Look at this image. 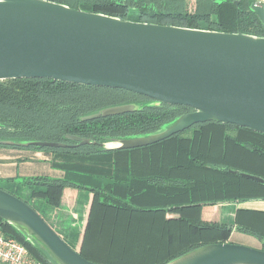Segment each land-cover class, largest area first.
<instances>
[{
  "label": "trees",
  "instance_id": "16d2710c",
  "mask_svg": "<svg viewBox=\"0 0 264 264\" xmlns=\"http://www.w3.org/2000/svg\"><path fill=\"white\" fill-rule=\"evenodd\" d=\"M124 20L264 36L250 8L254 0H50ZM144 95L52 78L0 80V141H57L67 147L6 145L43 151L62 177L34 175L0 180V187L31 204L62 205L66 192L92 194L81 254L100 264H165L201 246L229 242L234 229L263 243L264 211L238 209L233 223L201 218L204 207L264 200V133L219 121L198 123L162 141L130 149L102 143L148 134L191 111L147 105ZM146 104L133 112L82 118L109 106ZM91 139L81 145L68 135ZM51 224V223H50ZM6 237L52 264L24 233L0 217Z\"/></svg>",
  "mask_w": 264,
  "mask_h": 264
},
{
  "label": "water",
  "instance_id": "95a60500",
  "mask_svg": "<svg viewBox=\"0 0 264 264\" xmlns=\"http://www.w3.org/2000/svg\"><path fill=\"white\" fill-rule=\"evenodd\" d=\"M250 8L264 25V2L254 0ZM17 78L121 88L149 97L147 105L192 109L155 132L102 143L105 149L150 145L212 120L264 133V36L124 20L50 0H0V80ZM145 105L109 106L82 119L133 112ZM68 138L81 145L92 143L78 135ZM0 143L68 146L42 140ZM0 217L24 233L52 264H100L73 248L31 204L1 187ZM165 264H264V249L211 243Z\"/></svg>",
  "mask_w": 264,
  "mask_h": 264
},
{
  "label": "crops",
  "instance_id": "0c3cea01",
  "mask_svg": "<svg viewBox=\"0 0 264 264\" xmlns=\"http://www.w3.org/2000/svg\"><path fill=\"white\" fill-rule=\"evenodd\" d=\"M264 2V0H260ZM51 155L43 151L29 149L0 148V180L7 178L22 179L27 176L48 175L50 177H62L64 172L55 169L50 164ZM66 192L63 203L58 208H51L43 201L45 215L54 229L75 249L79 250L85 231L92 194L86 191ZM45 204V205H44ZM220 207L228 211L226 214L221 212L220 222L233 223L238 209H252L264 211V200H253L242 203H224L214 206L216 213ZM213 210V211H214ZM214 212V216L215 215ZM213 218V217H212ZM229 242L244 244L255 248H262L263 243L253 235L233 230Z\"/></svg>",
  "mask_w": 264,
  "mask_h": 264
},
{
  "label": "built area",
  "instance_id": "2783aa9c",
  "mask_svg": "<svg viewBox=\"0 0 264 264\" xmlns=\"http://www.w3.org/2000/svg\"><path fill=\"white\" fill-rule=\"evenodd\" d=\"M0 264H44L29 249L13 237H6L0 230Z\"/></svg>",
  "mask_w": 264,
  "mask_h": 264
},
{
  "label": "rangeland",
  "instance_id": "374dc122",
  "mask_svg": "<svg viewBox=\"0 0 264 264\" xmlns=\"http://www.w3.org/2000/svg\"><path fill=\"white\" fill-rule=\"evenodd\" d=\"M30 203H32L37 209H39L42 213H45V210L43 208V201L38 200L37 202H33V200L29 201ZM45 205V204H44ZM204 211L201 214V218L205 219V220H209V219H213V220H219V217L221 216V212L223 211V214H226L228 211H226L225 208L220 207V210L218 211V213L215 212V210L213 209V207H204L203 209ZM214 210V211H213ZM214 212L215 215L214 216ZM213 217V218H212ZM59 233V232H58ZM61 235L64 236V234L61 233ZM62 236V237H63ZM80 249V247H79Z\"/></svg>",
  "mask_w": 264,
  "mask_h": 264
}]
</instances>
